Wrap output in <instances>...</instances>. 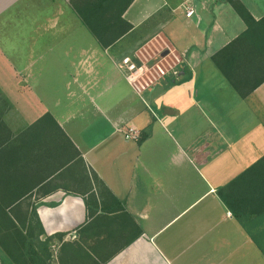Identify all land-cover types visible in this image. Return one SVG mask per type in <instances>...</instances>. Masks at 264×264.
<instances>
[{"label": "crops", "instance_id": "obj_1", "mask_svg": "<svg viewBox=\"0 0 264 264\" xmlns=\"http://www.w3.org/2000/svg\"><path fill=\"white\" fill-rule=\"evenodd\" d=\"M72 1L0 0L5 195L66 235L55 264H264V0H238L251 30L227 0H135L109 48ZM158 37L180 78L139 96L118 64Z\"/></svg>", "mask_w": 264, "mask_h": 264}, {"label": "trees", "instance_id": "obj_2", "mask_svg": "<svg viewBox=\"0 0 264 264\" xmlns=\"http://www.w3.org/2000/svg\"><path fill=\"white\" fill-rule=\"evenodd\" d=\"M134 1L73 0L72 5L99 44L103 48H109L133 30V26L124 19V15ZM227 1L234 6L249 30L259 25L242 3L238 0ZM3 125L0 120V250L10 264H55L54 243L56 240L63 242L66 235L48 236L35 207L28 212L21 210L28 198L5 195L7 171L10 172L16 167L22 150L5 148L8 140L5 138ZM48 126L59 128L50 114L45 115L32 128L45 129ZM39 136L41 135L33 136L30 142L37 144ZM145 139L146 136L142 140ZM61 149L66 150L63 145ZM61 166L63 168L64 165ZM57 169L59 166L52 167L50 172ZM223 199L233 209L229 199L224 196ZM30 208L31 205L28 206V210ZM59 261L62 262L60 256Z\"/></svg>", "mask_w": 264, "mask_h": 264}, {"label": "built area", "instance_id": "obj_3", "mask_svg": "<svg viewBox=\"0 0 264 264\" xmlns=\"http://www.w3.org/2000/svg\"><path fill=\"white\" fill-rule=\"evenodd\" d=\"M194 16L195 10L187 6L186 17L191 19ZM181 63V57L174 54L163 39L158 37L147 41L133 54L123 57L118 68L127 83L142 96L166 77L178 80ZM123 134L126 140L135 142L140 141L142 136L139 129L134 126L127 128Z\"/></svg>", "mask_w": 264, "mask_h": 264}, {"label": "rangeland", "instance_id": "obj_4", "mask_svg": "<svg viewBox=\"0 0 264 264\" xmlns=\"http://www.w3.org/2000/svg\"><path fill=\"white\" fill-rule=\"evenodd\" d=\"M144 96L147 97V94L144 95ZM32 201H33V199L28 198V199L25 201V204L21 207V210H22L23 212H26V211L28 210V207H27V206L32 205ZM54 253H55V252H54ZM0 263H1V264H6L5 262H3V260H1V258H0Z\"/></svg>", "mask_w": 264, "mask_h": 264}]
</instances>
